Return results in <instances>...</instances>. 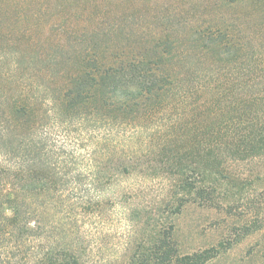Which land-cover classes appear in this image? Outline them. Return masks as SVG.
Segmentation results:
<instances>
[{
  "label": "trees",
  "instance_id": "obj_1",
  "mask_svg": "<svg viewBox=\"0 0 264 264\" xmlns=\"http://www.w3.org/2000/svg\"><path fill=\"white\" fill-rule=\"evenodd\" d=\"M6 14L0 10V264H87L81 245L91 217L103 218L104 187L146 176L140 167L163 156L166 136L200 138L205 157L216 160L222 153L212 146L223 141L230 154L264 155V26L247 47L244 31L220 16L194 26L187 46L167 30L105 46L97 38L117 31L98 26L57 29L50 45ZM149 124L151 140L139 141ZM173 159L174 199L190 193L194 170ZM220 166L200 173H221ZM199 183V192L212 189ZM149 244L128 264H207L217 255L180 256L166 227Z\"/></svg>",
  "mask_w": 264,
  "mask_h": 264
},
{
  "label": "rangeland",
  "instance_id": "obj_2",
  "mask_svg": "<svg viewBox=\"0 0 264 264\" xmlns=\"http://www.w3.org/2000/svg\"><path fill=\"white\" fill-rule=\"evenodd\" d=\"M0 10H8L5 21L19 18V26L33 27L35 41L48 39L50 45L58 40L57 29L68 32L74 26H98L117 31L97 38L105 46L120 41L123 45L137 43L138 32L149 35L162 30L183 39L187 46L194 26L220 16L244 31L240 37L247 47L260 39L257 28L264 26V0H238L232 5L222 0H6ZM66 36L73 41L74 36ZM262 37L264 40V33ZM189 57H193L192 63L200 58L195 54ZM261 88L256 86L254 91ZM245 90L251 91L249 87ZM193 121L199 123L197 117ZM154 124L141 127L139 141L151 140ZM187 135L179 133L172 140L166 136L159 142L171 145L162 157L140 167L146 169V176L133 173L104 187L103 218L91 217L81 245L88 253L87 264H128L131 254L146 256L153 231L164 227L180 256L215 249L217 255L207 264H264V155L230 154L223 141L212 146L214 152L222 153L216 160L205 157L200 138ZM174 157L191 165L194 172L190 173V193L173 199L171 189L177 178ZM217 163L222 166L221 173L201 175L205 164ZM200 181L212 183V189L199 192ZM205 197H209L207 204L202 203Z\"/></svg>",
  "mask_w": 264,
  "mask_h": 264
}]
</instances>
